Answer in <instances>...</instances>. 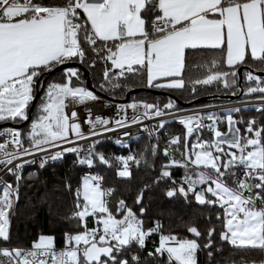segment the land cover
I'll return each mask as SVG.
<instances>
[{"label":"snow or ice","instance_id":"obj_1","mask_svg":"<svg viewBox=\"0 0 264 264\" xmlns=\"http://www.w3.org/2000/svg\"><path fill=\"white\" fill-rule=\"evenodd\" d=\"M85 45L97 56L106 53L102 59L110 61L111 66L105 68L103 76L111 88L119 87L115 81L126 73L141 70L146 74L147 85L157 89L190 88L195 94L198 86L214 82L232 87L238 66L246 65L249 59L264 65V0H62L61 3L0 0V121H28L27 110L35 99L37 81L44 72L60 65L74 60L83 62ZM209 49L219 53L210 61L209 74L203 78H186L188 54ZM222 65L229 70H219ZM259 71L264 73V67ZM74 79H79V70L66 68L62 83L48 85L40 114L26 135L20 129L0 130V137H4L0 141V165L17 182L0 184V242L10 241V212L19 199L22 169L30 162L23 157L55 148L59 150L46 155L40 167L49 160L62 159L65 153H76L78 165L91 168L98 159L112 166L103 153L95 151L99 140L92 141L83 156L76 141L126 128L129 122L124 117L114 122L99 116L93 119L89 110L86 134L77 113L66 109L69 105L97 101L99 97L75 85ZM246 79L255 83L247 88V94H261L259 99L264 103V78L253 69L246 72ZM120 108L121 111L143 108L130 122L137 124L141 118L169 115L177 110V105L169 99L163 106L133 102ZM238 111L231 109L223 118L199 112L180 116L179 122L186 130L183 159L172 158L162 164L157 182L171 179L173 167L194 166L196 170L187 171L183 182L165 195L172 198L180 194L187 198L191 193L201 205L219 206L226 217L221 239L240 249L264 252V126L257 127L256 121L251 120L245 129L247 134H242L238 127L241 121L231 115ZM165 123L160 120L158 128H164ZM222 123L226 125L224 132L219 128ZM110 124L114 127H109ZM204 129L212 134L211 140L199 136ZM194 134L195 143L189 146L187 140ZM63 144L76 146L65 148ZM180 144V136L169 141L170 146ZM164 155L170 156V148L164 149ZM114 160L117 176L130 178V165H139L143 156L137 159L130 154ZM235 169H242V173L238 175ZM230 177L232 185L227 182ZM103 179L98 174L83 177L71 214L81 230L65 234L63 249H56L54 236L40 235L30 249L0 247V264H129V259L122 258L128 247L136 244L144 248L146 239L159 232L161 225L156 222L154 227L145 229L143 220L124 199L117 201L113 211L109 201L115 189L104 188ZM198 186H202L200 190ZM143 191L136 196L138 205L142 203ZM145 211L140 207L141 215ZM89 218L93 219L91 228ZM187 231L195 237L201 236L195 226ZM214 232L215 229H210L208 236ZM211 246L209 239L205 247ZM199 248L196 239L181 240L175 235L162 234L155 253H167L169 264H197ZM131 260L139 262L140 257L133 255Z\"/></svg>","mask_w":264,"mask_h":264},{"label":"trees","instance_id":"obj_2","mask_svg":"<svg viewBox=\"0 0 264 264\" xmlns=\"http://www.w3.org/2000/svg\"><path fill=\"white\" fill-rule=\"evenodd\" d=\"M45 3H61L62 0H44ZM83 19V13H81ZM98 46L99 42H98ZM111 46V44H109ZM86 57L83 64L89 69V75L92 83L108 96L123 99L127 93L137 87H149L147 85L146 74L143 70L138 73H126L125 77L119 78L115 82L120 86L111 88L105 81L103 72L105 68L110 67V61L97 56L90 48L85 45ZM219 53L216 50H198L195 53L188 54V69L186 70V78H203L211 70L210 61ZM79 61V60H77ZM93 61L95 64L93 65ZM201 65L202 67H197ZM247 65L262 68L259 62L249 59ZM79 70V79H74L75 85H81L88 88L86 83L85 71L82 67L71 66ZM66 69V68H64ZM64 69L52 74L45 83L44 89L38 98L32 118L29 122L24 123L21 127L22 133L29 128L30 123L38 113V105L41 97L46 92L50 83L64 81ZM221 71H228L226 66H221ZM247 68L243 69L244 80L243 86L253 82L246 79L245 73ZM115 72V70H113ZM44 72L42 78L46 75ZM238 73V72H237ZM264 78V76H262ZM231 79V78H230ZM41 84V79L38 80ZM103 85V87H102ZM89 89V88H88ZM183 101L192 100L201 95L212 94V98L193 105H200L212 102H226L246 97L256 98L261 94H247L244 92L239 98H229L228 95L239 92V75L237 74L236 83L232 87H224L222 83L214 82L211 85L198 86L195 94L190 88L184 90H169ZM36 88L34 89L35 94ZM95 93V92H94ZM98 94V93H97ZM147 102L151 104H159L163 106L169 99L175 101L167 94H159L149 90H140L131 93L130 100ZM32 103V102H31ZM30 103V105H31ZM177 108L183 105L175 101ZM29 105V107H30ZM29 109V108H28ZM238 112H233L236 120L241 121L238 127L242 134H247L245 129L247 123L251 120L256 121L257 127L264 126V106L238 108ZM28 111V110H27ZM3 122L10 121H0ZM23 122V121H11ZM222 131H226V125L220 124ZM170 133H180L184 136V130L177 125L169 126ZM202 137H212L208 130L200 133ZM99 153H103L111 162L112 166L104 165L96 160L91 169H100L103 172L106 188L115 189L113 196L110 198L109 206L115 211L116 203L119 199H124L129 207L133 209L144 222V228L149 229L155 226L156 222L161 225L160 231L153 233L146 239V245H157L162 234L168 233L175 235L179 239H196L200 244V248L196 253L197 264H260L264 261V252L256 249H240L230 242L221 239V233L225 231V212L219 206L199 204L193 194H189L187 198L180 194L169 198L165 195L166 191L173 187H178L177 179L184 175L192 167L185 169L184 167H173L171 169V179H159L161 165L168 162V158L163 154L162 150H153L150 137L146 134L138 139L132 140L127 144H118L112 141L101 144L98 149ZM121 154H132L143 160L139 165L131 164L130 170L132 176L130 178H119L117 172V162L114 157ZM78 158L70 155L60 162L46 165L44 168L33 169L31 166L26 167L19 185V199L17 200L16 214L13 219L11 231V241L18 245H30L38 240L42 234H50L55 237L56 244H62L66 233H75L81 229L78 222L71 219V214L75 210L76 190L81 187L83 177L81 175L82 167L87 165H78ZM173 181L176 183L174 184ZM145 185L147 187L145 188ZM143 189V200L141 204H136L137 194ZM211 199V195L207 194ZM140 207L146 209L141 215ZM220 217L219 219L217 217ZM93 219H88V227H93ZM195 226L201 232L200 237H195L187 231L188 227ZM210 229H215L211 237L208 236ZM209 239L212 241L210 248L205 247ZM136 244L130 245L122 258L129 259V264H169L166 256L149 255L145 251H139V262L132 261V251L139 249ZM211 253V255L209 254ZM175 264V262H173Z\"/></svg>","mask_w":264,"mask_h":264},{"label":"built area","instance_id":"obj_3","mask_svg":"<svg viewBox=\"0 0 264 264\" xmlns=\"http://www.w3.org/2000/svg\"><path fill=\"white\" fill-rule=\"evenodd\" d=\"M96 94L99 99L97 101H89L84 105H69L68 111L69 113L71 111H75L77 113V120L82 126V130L87 134L89 132V125L85 123L86 118L89 115V110L91 113V117L95 119V117L99 116L104 119H109L110 121H115L117 119H120L121 117L126 118V120L129 122V126L126 128H116L115 131L112 132H107L104 133L102 136L98 137H92L89 140H78L76 141V144L80 145L82 148L81 156L85 155L88 149V146L92 141L99 140V143L96 144L95 146V151L98 152L99 146L101 144H104L106 142L112 141L117 143V140H121L122 143L118 144H127L132 140L138 139L142 135L146 134L150 137L151 140V146L153 150H162L164 154V149L165 148H170V156H166L168 160L175 158L178 160L183 159L181 156V153H183L185 150L180 147L179 145H169V141L172 137L175 136L174 133H170L169 131V126L174 124L179 127H181L184 131L185 127L179 122V117L182 115H189L192 114L193 112H199L201 115H207V114H217V112H223L225 109H231V108H240L243 107L245 108V105H253L254 103H262L259 97L256 98H251V97H246L242 99H237V100H232V101H226V102H212V103H205V104H200V105H189V106H182L178 107L177 110H172L171 114L166 115L164 117H150V118H141V122L137 124H131V120L133 116H139L140 113L143 111V108H138L136 110H133L131 108H126L124 111H121L120 106L121 105H129L131 102L129 101H123L120 99H116L110 96L102 95V94ZM216 112V113H215ZM219 116V115H218ZM160 120L166 121L164 128H158V124ZM205 123H208V121H205ZM109 127H114V124H110ZM6 128H13V129H20L21 127H15V126H2L0 127V130L6 129ZM220 128V125H219ZM30 130V129H29ZM207 130V129H204ZM203 130V131H204ZM222 131V129L220 128ZM202 131V132H203ZM127 132L129 133L128 136H125L124 133ZM200 132V133H202ZM27 134V133H26ZM25 134V135H26ZM177 135V134H176ZM4 137H0V141H2ZM76 144H63V147H74ZM25 146L27 147V141L25 142ZM59 149H49L48 152H36L32 156L28 157H23V160H28L30 161L29 163H26L22 169V175L26 167H32L33 169H39V168H44L46 165L49 164H54L56 162H60L63 159H65L67 156L73 155L77 158L78 155L76 153H65L62 159L59 160H49V162L44 166L40 167L41 160L49 154L54 153ZM20 161H16L15 163H19ZM191 167V166H190ZM237 174L242 173V169H235ZM88 174H93V175H100L104 178L103 172L100 169H91L88 166L82 167L81 170V175L84 177L85 175ZM184 175H181L177 179V185L183 182ZM232 179L233 178H228L227 182L229 185H232ZM21 180L19 181L20 185ZM2 183H13L14 185L17 183L15 180V177L11 174H9L6 170H4V166L0 165V184ZM102 186L106 188L105 185V179H103ZM200 187L198 186L197 190H200ZM259 206V205H258ZM16 209H17V200L14 202L13 209L10 212V225H9V234H10V241L9 242H0V247H19V248H24V249H30L31 245H18L15 244L11 241V231H12V226H13V219L16 214ZM75 211V210H74ZM73 211V212H74ZM154 227V226H152ZM151 227V228H152ZM69 233V232H68ZM163 235H169L168 233H165ZM65 237V235H64ZM64 247V239L62 244H56V249L61 250ZM159 247V244L157 245H146L144 248H139L136 250L132 251V255H139V251H145L146 253H155V249ZM167 254V253H164ZM163 254V255H164ZM160 255V254H157ZM168 260V256H166ZM169 262V261H168Z\"/></svg>","mask_w":264,"mask_h":264},{"label":"water","instance_id":"obj_4","mask_svg":"<svg viewBox=\"0 0 264 264\" xmlns=\"http://www.w3.org/2000/svg\"><path fill=\"white\" fill-rule=\"evenodd\" d=\"M71 66H79V67H82L85 71V75H86V83H87V86L88 88L95 92V93H98V94H102V95H106L108 96L105 92H103L102 90H100L98 87H96L93 83H92V80H91V77L89 75V69L81 62V61H77V60H74V61H70L64 65H60L58 67H56L55 69H53L52 71L50 72H47L46 75L42 78V76L40 77L41 79V84L39 83V81H37V87H36V91H35V99L32 101L29 109H28V115H29V120L28 121H23L21 123H15V122H3L0 124V127L2 126H8V125H11V126H15V127H20L22 126L24 123L26 122H29L32 118V112L34 110V107H35V104L38 100V98L40 97L43 89H44V86H45V83L46 81L48 80V78L54 74L55 72L61 70V69H64V68H67V67H71ZM244 68H248L249 70H253L255 69L256 70V74H259L261 76H264V73H261L259 71V68H256V67H253L251 65H241V66H238L237 68V72H238V75H239V92L237 93H232V94H229L228 97L229 98H239L242 94H244L245 92V88L243 86V80H244V73H243V69ZM140 90H149V91H153L155 93H159V94H167L169 96H171L177 103H180L182 104L183 106H189V105H193V104H197L199 102H205L209 99L212 98V94H207V95H201V96H198L192 100H189V101H183L181 100L179 97H177L175 94H173L172 92H169V91H166V90H163V89H157V88H148V87H137V88H133L131 89L127 95L121 99L123 101H129L130 100V96H131V93H134V92H137V91H140Z\"/></svg>","mask_w":264,"mask_h":264},{"label":"rangeland","instance_id":"obj_5","mask_svg":"<svg viewBox=\"0 0 264 264\" xmlns=\"http://www.w3.org/2000/svg\"><path fill=\"white\" fill-rule=\"evenodd\" d=\"M247 71H249V70H246V72ZM245 76H246V73H245ZM250 86H255V83H252V84H249V85H247L246 86V88H245V92L247 93V88L248 87H250ZM88 89V88H87ZM90 90V89H89ZM46 93V92H45ZM45 93L43 94V96L41 97V101H40V103H39V105H38V113L36 114V116L34 117V119L33 120H35L36 118H37V116L40 114V105H41V103H42V101L44 100V98H45ZM129 102H131V103H133V102H137V103H139L140 101H134V100H129ZM167 103H168V101H167ZM261 106H264V103H254L253 105H249V104H247V105H245V108H249V107H261ZM231 109H236V108H231ZM231 109H229L228 110V112L227 113H225V112H223V113H225V114H220V117L221 118H223V117H225L227 114H229V111L231 110ZM233 112H231V115L233 116V118L236 120V118H235V116L232 114ZM32 123V122H31ZM31 123H30V125H29V128L27 129V131L25 132V133H27L28 131H29V129H30V126H31ZM222 132H224V131H222ZM199 136L202 138V139H204V140H209L208 138L209 137H207V136H204V137H202L201 135H200V133H199ZM226 138H229V139H231L232 137H226ZM195 140H196V137H195V139L193 140V143H195ZM185 150V149H184ZM128 155H130V154H127V155H125V154H121L120 156H128ZM132 155V154H131Z\"/></svg>","mask_w":264,"mask_h":264},{"label":"crops","instance_id":"obj_6","mask_svg":"<svg viewBox=\"0 0 264 264\" xmlns=\"http://www.w3.org/2000/svg\"><path fill=\"white\" fill-rule=\"evenodd\" d=\"M247 65V64H246ZM264 67V65H262ZM257 68V67H256ZM248 69V68H247ZM249 70V69H248ZM115 71H118V70H115ZM229 109H225L223 112L227 113ZM223 112H217V114L220 116V114H225ZM216 113V112H215ZM233 114V113H232ZM17 123V122H15ZM18 123H21V122H18ZM177 134V135H176ZM175 136H180V133H176ZM174 136V137H175ZM181 137V136H180ZM196 135L194 134V136L192 138H189L187 140V144L190 146L191 144H193V140L195 139ZM209 140L212 139V137L208 138ZM180 147H182L183 149H185V131H184V136L181 137V144L179 145ZM192 167V171H195V167L194 166H191ZM225 224H226V218H225ZM42 235H50V234H42ZM50 236H53V235H50ZM261 264V262H260Z\"/></svg>","mask_w":264,"mask_h":264}]
</instances>
